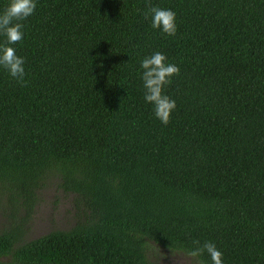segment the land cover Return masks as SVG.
I'll return each instance as SVG.
<instances>
[{
    "label": "trees",
    "instance_id": "1",
    "mask_svg": "<svg viewBox=\"0 0 264 264\" xmlns=\"http://www.w3.org/2000/svg\"><path fill=\"white\" fill-rule=\"evenodd\" d=\"M36 4L11 45L23 80L0 67V264L176 263L194 241L264 264V0ZM150 7L176 13L175 36ZM155 52L180 69L166 126L144 100ZM47 189L72 222L26 240Z\"/></svg>",
    "mask_w": 264,
    "mask_h": 264
},
{
    "label": "clouds",
    "instance_id": "2",
    "mask_svg": "<svg viewBox=\"0 0 264 264\" xmlns=\"http://www.w3.org/2000/svg\"><path fill=\"white\" fill-rule=\"evenodd\" d=\"M36 0H7L6 6L0 10V36L4 42L0 44V67L6 69L9 75L22 81L25 76V60L16 54V49L11 45L19 44L24 38L23 23L35 13ZM151 15V27L158 29L168 36L177 33L176 13L169 9L150 7L145 13V19ZM167 58L160 52L145 57L140 64L144 87V100L153 105L154 115L163 125L170 122L171 114L176 105L164 93L166 86L172 82V77L179 75L180 69L174 64L166 62ZM195 247L186 252L188 264H203L201 257L205 253L210 258L211 264H223L222 252L212 242L200 244L194 241Z\"/></svg>",
    "mask_w": 264,
    "mask_h": 264
},
{
    "label": "rangeland",
    "instance_id": "3",
    "mask_svg": "<svg viewBox=\"0 0 264 264\" xmlns=\"http://www.w3.org/2000/svg\"><path fill=\"white\" fill-rule=\"evenodd\" d=\"M72 222L68 199L47 189L40 192V199L34 205L28 222H26V240L40 237L55 228H65ZM7 223L6 217L0 213V229ZM181 261L187 263L185 258Z\"/></svg>",
    "mask_w": 264,
    "mask_h": 264
},
{
    "label": "flooded vegetation",
    "instance_id": "4",
    "mask_svg": "<svg viewBox=\"0 0 264 264\" xmlns=\"http://www.w3.org/2000/svg\"><path fill=\"white\" fill-rule=\"evenodd\" d=\"M163 264H186V263L183 262V261H178V262H176V263L169 262V263H163Z\"/></svg>",
    "mask_w": 264,
    "mask_h": 264
}]
</instances>
